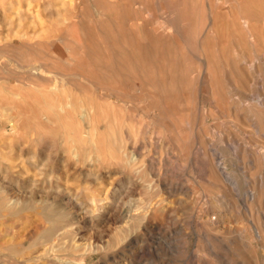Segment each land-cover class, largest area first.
<instances>
[{
  "label": "rangeland",
  "instance_id": "rangeland-1",
  "mask_svg": "<svg viewBox=\"0 0 264 264\" xmlns=\"http://www.w3.org/2000/svg\"><path fill=\"white\" fill-rule=\"evenodd\" d=\"M115 3L0 0V264H264V0ZM66 18L81 26L84 72L97 80L96 89L75 79L74 99L108 114L96 121L98 150L86 106L70 136L35 120L41 96L13 98L34 90L32 61L69 67L55 41ZM107 33L118 39L113 61H101ZM134 143L144 162L131 172L117 159ZM93 197L110 198L97 208Z\"/></svg>",
  "mask_w": 264,
  "mask_h": 264
},
{
  "label": "bare ground",
  "instance_id": "bare-ground-1",
  "mask_svg": "<svg viewBox=\"0 0 264 264\" xmlns=\"http://www.w3.org/2000/svg\"><path fill=\"white\" fill-rule=\"evenodd\" d=\"M56 1V0H55ZM62 2L63 5H68L70 7H76V3H77V0H60ZM119 1L120 0H116V3H115V6H118L119 4ZM106 3V2H105ZM60 4V3H59ZM87 4V3H86ZM147 4V3H146ZM89 5V4H88ZM124 5H125V2H124ZM81 6V5H80ZM89 7V6H88ZM98 7V6H97ZM211 7V6H210ZM228 7V6H226ZM108 8V7H107ZM113 8V7H112ZM103 9V8H102ZM117 11V10H116ZM130 11V9H129ZM106 12H109V10L105 9V14ZM254 12V11H253ZM84 13V12H83ZM104 13V11H103ZM128 13L129 15H131L128 11L126 12ZM225 13V12H224ZM94 14V13H93ZM99 14V13H98ZM127 14V15H128ZM146 14V13H145ZM59 16V14H57ZM82 15V13H81ZM85 15V14H83ZM96 15V14H94ZM128 15V16H129ZM150 15V14H149ZM229 15V14H228ZM99 16V15H98ZM120 16V14H119ZM133 17V15H131ZM147 16V15H146ZM60 17V16H59ZM58 17V18H59ZM83 17V16H82ZM100 17V16H99ZM130 17V16H129ZM127 17V18H129ZM131 17V18H132ZM143 17V16H142ZM149 17V16H147ZM85 18V17H84ZM96 18V17H95ZM143 18H146L145 16ZM228 18V17H227ZM60 19V18H59ZM116 19V18H115ZM114 19V20H115ZM123 19V17H122ZM130 19V18H129ZM147 19V18H146ZM244 19V18H243ZM76 19H74L73 21H70V19L66 18L64 19L62 22H60V24L62 26H65L64 29H57V35H56V39L55 41H58V42H61L63 43L66 48H67V52H69V58L67 59L68 61V65L69 67L66 69V67H64L65 69L63 70V68L61 70H58L57 72L54 71V72H51L49 69H47V67L45 66H34L35 63H30V64H27L29 67L33 66L32 69H30L29 71H27L28 73H31L32 77L34 79V81H36L34 84L35 88L34 90H30L29 88V91L28 93H25V94H22L20 92L16 93L13 95V98L15 99V101L19 102V103H22V104H28V103H32V102H35V103H39L40 104V101L41 100H38L37 98L39 96H41L44 100V103L41 104L43 106V109H42V113H38L37 115H35V120L38 121L39 117L38 115L42 114V116L44 117L45 121H47L48 123H53V121L55 123H61L62 124V127L67 131L69 132L70 136H78L79 135V127H82V120L79 118V115L82 114L81 112L83 111H80L83 107L86 106V110L83 111L84 113L86 112L85 114V119L86 121H90V123L92 124V127L89 129L88 131V137L87 139L93 143V145H96L97 144V150H98V140H99V129L98 127L96 128V121H97V124L98 122H100L101 120L103 119H107L108 118V114H106V110L104 109H99L97 108V112H96V109L94 108L93 103H91L90 105H86V103L84 102H81L79 103V101H77L76 99H74L75 95H76V92H75V89H76V85L74 83V80L78 79L80 82L82 83H86L88 84L90 87H94L97 89V80L96 78L92 75V74H86L84 72V67H85V63L83 62L84 59H83V56L86 54V49H88V44L87 42L85 41L84 37H83V34H82V31L79 29L81 28L78 27V21H75ZM117 20V19H116ZM131 20V19H130ZM86 21V20H85ZM80 22V21H79ZM118 22V20H117ZM121 23H122V20H121ZM120 23V24H121ZM156 23V22H155ZM154 23V24H155ZM244 26L248 27L249 26V22L248 20H244ZM123 25V24H122ZM122 25H120L122 27ZM142 25L141 23H134L131 25V28L133 29H141L142 28ZM156 25V24H155ZM240 25V24H239ZM238 25V26H239ZM144 26V25H143ZM118 27V26H117ZM119 27V28H121ZM243 27V26H242ZM63 28V27H62ZM112 28V27H111ZM96 29V28H95ZM110 29V28H109ZM128 29V28H127ZM63 30L64 32H66V35H63ZM121 30V29H119ZM167 29H165L166 31ZM84 31V29H83ZM44 32V31H43ZM98 32V31H97ZM96 32V33H97ZM41 33V32H40ZM85 33V31H84ZM95 33V34H96ZM129 33V32H128ZM128 33L123 31V29L119 32V39L122 41V44H123V48H124V51L126 49H128V45H131L130 41H129V36H128ZM109 34H112V33H109ZM209 35V34H208ZM41 36V35H40ZM94 36V35H93ZM111 35H108L107 34H104L102 37V39L105 41L104 42V45H103V50L105 51L104 53H102V58L103 60L101 61H113L112 59L115 57V54L114 52L116 51V47H115V41L118 40L117 37L115 35H113L112 37H110ZM242 36V35H241ZM8 37V35H7ZM38 37V36H36ZM42 37V36H41ZM47 37V35H46ZM99 37V36H97ZM40 38V37H39ZM49 38V37H48ZM133 38V36L131 37V39ZM5 39V38H4ZM136 39H137V42L138 44L140 45L145 39L143 38L142 34L141 33H138L136 35ZM249 39V38H248ZM150 40V39H149ZM45 41V39H44ZM101 41V40H100ZM199 41V40H197ZM208 41V40H207ZM41 43V41H39ZM56 42V43H58ZM102 42V41H101ZM115 42V43H114ZM237 42V41H236ZM200 43V42H199ZM211 43V42H210ZM118 44V43H117ZM209 44V43H208ZM55 45V44H54ZM120 45V44H119ZM50 46V45H49ZM92 46V45H91ZM122 47V45H120ZM138 46V45H137ZM201 46V45H200ZM225 46V45H224ZM241 46H242V43H241ZM18 47V46H17ZM20 47V46H19ZM41 47H42V44H41ZM40 47V48H41ZM75 47H78L80 51H82V53L80 52H76L75 51ZM131 47V46H130ZM142 47V46H141ZM204 47V46H203ZM219 47V46H218ZM245 47V46H244ZM50 48V47H49ZM54 48V47H53ZM65 48V49H66ZM140 48V47H139ZM168 48V47H167ZM51 49V48H50ZM119 49V48H118ZM206 49V48H205ZM48 50V49H47ZM40 51V50H39ZM46 51V50H45ZM127 51V50H126ZM137 51V50H136ZM145 51V50H144ZM212 51V50H211ZM226 51V49H225ZM20 52V51H19ZM140 52V51H139ZM182 52V51H181ZM40 53V52H38ZM42 53V52H41ZM40 53V54H41ZM90 53V52H89ZM129 53V52H128ZM131 53V52H130ZM207 53V52H205ZM215 53V51H214ZM223 53V52H222ZM22 53H20L21 55ZM49 54V53H48ZM190 54V53H189ZM34 54L32 53V56ZM43 55V54H42ZM52 55V54H51ZM98 55V54H97ZM123 62L124 61H128V58H127V54L126 52H124L123 54ZM158 55V54H157ZM184 55V54H182ZM235 55V54H234ZM238 55V54H236ZM19 56V55H18ZM23 56V55H22ZM53 56V55H52ZM91 55L89 54V57ZM163 56V55H162ZM175 56V55H174ZM241 56V55H240ZM247 56V55H246ZM264 56V55H263ZM261 55V57H263ZM46 57V56H45ZM63 57V56H62ZM159 57V56H158ZM215 57V56H214ZM238 57V56H236ZM243 57V56H242ZM248 57V56H247ZM24 59V57H21ZM26 58V56H25ZM29 58V57H28ZM59 58V56H58ZM65 58V57H64ZM161 58V57H159ZM164 59V58H163ZM227 59V58H226ZM238 59V58H237ZM264 59V58H263ZM18 60H22V59H19ZM25 60V59H24ZM29 60V59H28ZM34 60V59H33ZM61 60V59H60ZM64 60V59H63ZM161 60V59H160ZM234 60V59H233ZM240 60V59H239ZM203 61V60H202ZM206 61V60H205ZM20 62V61H19ZM22 62V61H21ZM24 62V61H23ZM22 62V63H23ZM26 62V61H25ZM30 62V60H29ZM45 62V61H43ZM65 62V61H64ZM91 62V61H90ZM132 62V61H131ZM162 62V61H161ZM165 62V61H164ZM250 62V61H249ZM253 62V61H251ZM250 62V63H251ZM264 62V61H263ZM27 63V62H26ZM37 63V62H36ZM139 63V61H138ZM238 63V62H237ZM244 63V61H243ZM14 64V63H13ZM12 64V65H13ZM25 64V63H24ZM101 64V63H99ZM142 64V63H141ZM164 64V63H163ZM184 64V63H183ZM245 64V63H244ZM259 64V63H258ZM11 65V64H10ZM57 65V64H56ZM59 65V64H58ZM57 65V66H58ZM60 65H61V62H60ZM165 65V64H164ZM21 66V65H20ZM23 66V65H22ZM56 66V67H57ZM132 66V65H131ZM153 66V65H152ZM262 66V65H261ZM55 67V68H56ZM60 67V66H58ZM118 67V66H117ZM172 67V66H171ZM243 67V66H242ZM250 68V66H247ZM114 68V67H113ZM112 68V69H113ZM129 68V66H128ZM160 69V67H158ZM28 69V68H27ZM92 69V68H91ZM120 69V68H119ZM127 69V68H126ZM141 69V68H139ZM154 69V67H153ZM171 69V68H170ZM252 69V68H251ZM54 70V69H53ZM52 70V71H53ZM57 70V68L55 69ZM101 70V69H100ZM116 70V69H115ZM118 70V69H117ZM123 70V69H122ZM133 70V68H132ZM247 70V69H246ZM135 71V70H134ZM233 71V70H232ZM254 71V70H253ZM91 73L93 71H90ZM100 72V71H99ZM107 72V71H106ZM114 72V71H113ZM133 72V71H131ZM153 72H156V71H153ZM237 72V71H236ZM258 72V71H257ZM94 73V72H93ZM144 73V72H143ZM142 73V74H143ZM238 73V72H237ZM260 73V72H259ZM6 74V73H5ZM108 74H110L108 72ZM118 75V73H116ZM115 74V75H116ZM160 74V73H159ZM116 75V76H117ZM146 75V74H145ZM144 75V76H145ZM176 75V74H175ZM154 76V75H153ZM203 76V75H202ZM241 76V75H240ZM104 77V76H103ZM118 77V76H117ZM138 77V76H137ZM152 77V76H151ZM25 78H26V75H25ZM120 78V77H118ZM145 78H147L145 76ZM253 78V77H252ZM22 79V78H21ZM101 79V78H100ZM99 79V81H100ZM114 79V78H113ZM140 79V78H139ZM156 79V78H155ZM262 79V78H261ZM24 80V79H23ZM105 80V79H104ZM103 80V81H104ZM116 80V79H114ZM180 80V79H179ZM182 80V79H181ZM27 81V80H25ZM24 81V83H25ZM29 81V80H28ZM33 81V83H34ZM112 82V80H110ZM118 81V80H117ZM120 81V80H119ZM148 81V80H147ZM240 81V80H239ZM23 82V81H22ZM132 82V81H131ZM139 82H141L139 80ZM254 82V81H253ZM153 83V82H152ZM177 83V82H176ZM240 83V82H239ZM111 84V83H110ZM118 84V83H117ZM165 84V83H164ZM173 84V83H172ZM175 84V83H174ZM131 85V84H130ZM133 85V84H132ZM166 85V84H165ZM139 86V85H138ZM250 86V85H249ZM252 86V85H251ZM264 86V85H263ZM14 87V86H13ZM22 87V86H21ZM28 87V86H27ZM83 87V86H82ZM170 87V86H169ZM173 87V86H172ZM239 87V86H237ZM81 88V87H79ZM99 88L101 89H104V90H112V86L109 85V84H104V83H100L99 84ZM124 88V87H123ZM158 88V87H157ZM252 87H250L251 89ZM25 89H27L25 87ZM27 89V90H28ZM33 89V88H32ZM85 89V88H83ZM125 89V88H124ZM174 89V88H173ZM239 89V88H237ZM242 89V88H240ZM243 90V89H242ZM252 90V89H251ZM84 91V90H83ZM138 91V90H137ZM145 91L147 92V89L145 88ZM152 91V89H151ZM2 91H0L1 93ZM127 92V91H126ZM239 92V91H238ZM150 93V92H149ZM32 94V95H31ZM129 94V92H128ZM143 97H145L144 95V91L142 90L141 93H140ZM166 94V93H165ZM247 94V93H246ZM11 95V94H10ZM89 95V94H88ZM250 95V94H249ZM256 95V94H255ZM114 96V94H113ZM166 96V95H165ZM236 96V95H235ZM2 97V96H0ZM77 97V96H76ZM142 97V98H143ZM155 97V96H153ZM6 98V97H4ZM80 98V97H78ZM252 98V97H251ZM256 98V97H255ZM125 99V98H124ZM127 99V98H126ZM248 99V97L246 98ZM257 99V98H256ZM2 100V99H1ZM165 100V99H164ZM237 100V99H236ZM92 101V100H90ZM89 102V100H88ZM146 102V101H145ZM10 103V102H9ZM30 103V104H31ZM152 102H150L151 104ZM33 104V103H32ZM31 104V105H32ZM154 104V103H153ZM182 104V103H181ZM184 104V103H183ZM188 104V102H187ZM186 104V106H187ZM189 105H191L189 103ZM195 105V104H194ZM34 106V105H33ZM37 106H35L36 108ZM223 107V106H222ZM19 108V107H18ZM33 108V107H32ZM33 108V109H35ZM21 109V108H20ZM37 110V109H36ZM263 110V109H262ZM35 111V110H34ZM38 111V110H37ZM29 112V111H28ZM36 112V111H35ZM37 113V112H36ZM254 114V113H253ZM29 115V114H28ZM83 116V115H81ZM169 117V116H168ZM83 118V117H82ZM3 119V118H2ZM85 121V120H84ZM11 125L13 126V128L15 129L16 128V125L15 123H13L12 121L10 122ZM89 123V125H90ZM250 123V122H249ZM1 124V123H0ZM139 124V123H138ZM87 124V126H89ZM250 125V124H249ZM120 126V125H119ZM244 126V125H243ZM83 129V128H82ZM111 130V129H110ZM73 133H72V132ZM84 131V130H83ZM252 131V130H251ZM16 132V131H15ZM126 133V131H124ZM96 135H97V141L95 140L96 139ZM110 137V136H109ZM77 138V137H76ZM111 138V137H110ZM171 138V137H170ZM80 140V139H79ZM243 140V139H242ZM104 140H102L103 142ZM70 142V141H69ZM173 142V141H172ZM74 143V142H73ZM258 144V143H257ZM108 145V144H107ZM112 145V144H111ZM264 146V145H262ZM95 149V148H94ZM87 150V149H86ZM140 150V147L137 145V143H134L133 146H131L130 148H126L124 149L122 152H121V157L120 159H117L118 161V165H121V166H124L126 168H129L131 170V172H133L137 166H139L140 164H142L144 162V159H143V156L141 155V152L139 151ZM74 151V149H73ZM75 152V151H74ZM73 152V153H74ZM79 157V156H78ZM100 157V155L98 156ZM101 158V157H100ZM99 158V159H100ZM93 160V159H92ZM92 162V161H91ZM6 170V169H5ZM122 170V169H121ZM222 170V169H221ZM227 174V173H226ZM130 178V177H129ZM171 181V180H170ZM151 185V184H150ZM163 186V185H162ZM169 186V185H168ZM175 189V188H174ZM176 190V189H175ZM162 195V194H161ZM250 195V194H249ZM164 196V195H163ZM10 198V197H9ZM110 198V197H109ZM109 198H91V202H92V205L93 207H99L100 204L102 202H104L103 204H107L108 203V199ZM1 201V200H0ZM113 201V200H112ZM264 201V200H263ZM4 202V201H3ZM7 202V201H6ZM106 202V203H105ZM9 205V202L6 203ZM103 204H101L103 206ZM1 205V204H0ZM153 205V204H152ZM159 205V204H158ZM2 207V206H1ZM155 207V206H154ZM5 208V207H4ZM13 209V208H12ZM2 210V209H1ZM92 210V209H91ZM136 210V209H135ZM140 210V209H139ZM138 210V211H139ZM165 210V209H164ZM93 211V210H92ZM215 213V212H214ZM129 214V213H128ZM149 214V213H148ZM207 215V214H206ZM205 215V216H206ZM212 215V214H210ZM209 215V216H210ZM131 216V215H130ZM140 216V215H138ZM64 217V216H63ZM136 217V216H135ZM140 218V217H139ZM132 219V218H131ZM130 219V220H131ZM217 219V218H216ZM220 219V218H219ZM132 221V220H131ZM134 221V219H133ZM136 222V221H135ZM214 223V222H213ZM133 226H136L135 223ZM216 228V227H215ZM211 229V228H210ZM54 232V231H53ZM67 234V233H66ZM72 236V235H71ZM74 237V236H73ZM120 237V235H119ZM72 238V237H71ZM68 239V238H67ZM75 239V238H74ZM120 239V238H119ZM122 239V237H121ZM120 239V240H121ZM73 242V240H72ZM67 242H65V245H66ZM52 244V243H51ZM76 244V243H75ZM54 245V244H53ZM58 245V244H57ZM60 245V244H59ZM62 246V245H61ZM60 247V246H59ZM76 247V246H75ZM57 248V247H56ZM54 248V249H56ZM73 249V248H72ZM87 249V248H86ZM90 249H92V247H90ZM69 250V249H68ZM55 251V250H54ZM53 251V252H54ZM70 251V250H69ZM71 252V251H70ZM76 252V251H75ZM57 253V252H56ZM118 257V256H117ZM64 261V259H63ZM67 262V261H66ZM65 262V263H66ZM70 262V261H69ZM72 262V261H71ZM70 262V263H71ZM68 263V262H67ZM73 264V263H72ZM74 264H77L74 262ZM82 264V263H81Z\"/></svg>",
  "mask_w": 264,
  "mask_h": 264
}]
</instances>
